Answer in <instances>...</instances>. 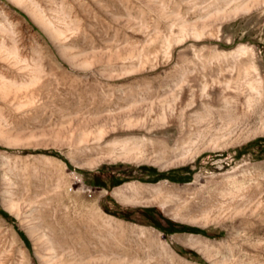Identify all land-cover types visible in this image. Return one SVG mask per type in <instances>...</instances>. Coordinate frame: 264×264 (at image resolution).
Listing matches in <instances>:
<instances>
[{"label": "rangeland", "instance_id": "374dc122", "mask_svg": "<svg viewBox=\"0 0 264 264\" xmlns=\"http://www.w3.org/2000/svg\"><path fill=\"white\" fill-rule=\"evenodd\" d=\"M0 264H264V0H0Z\"/></svg>", "mask_w": 264, "mask_h": 264}, {"label": "bare ground", "instance_id": "6f19581e", "mask_svg": "<svg viewBox=\"0 0 264 264\" xmlns=\"http://www.w3.org/2000/svg\"><path fill=\"white\" fill-rule=\"evenodd\" d=\"M17 1H20V0H17Z\"/></svg>", "mask_w": 264, "mask_h": 264}]
</instances>
